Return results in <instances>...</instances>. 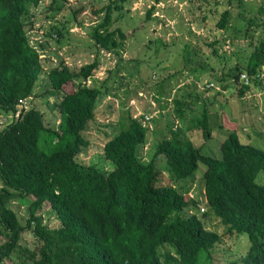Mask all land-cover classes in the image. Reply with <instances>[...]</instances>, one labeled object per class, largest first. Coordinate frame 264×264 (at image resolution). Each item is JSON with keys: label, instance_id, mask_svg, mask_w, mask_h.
<instances>
[{"label": "trees", "instance_id": "16d2710c", "mask_svg": "<svg viewBox=\"0 0 264 264\" xmlns=\"http://www.w3.org/2000/svg\"><path fill=\"white\" fill-rule=\"evenodd\" d=\"M119 1L100 8L105 14L92 36L89 48L95 56L91 61L72 70L60 60L47 71L49 87L43 96H53L55 109L49 123L39 109L19 104L32 96L42 71L24 22L29 7L37 6L40 0H0V111L12 114L10 123L0 129V264H215L211 254L216 244L225 236L236 241L242 234L249 240L247 251L224 264H264V150L240 140L236 131L221 137L218 157L204 154L191 138L177 144L165 137L156 143L151 159L144 162L138 151L152 127L141 120L149 114L144 113L140 120L129 114L127 126L102 147L105 159L114 165L111 171L79 160L88 146L85 132L95 118L96 103L102 92H108L86 86L81 80L86 81L98 69L100 50L122 56L127 35L120 27L109 26L111 9L122 8L124 0ZM227 1L228 5L241 3ZM153 10V5L147 9V19ZM231 17L230 9H224L217 28H231L235 36L244 30L242 36H246L255 26L248 19L244 26H238V17ZM56 29L57 36H62L63 31ZM215 44H208L214 54ZM161 45L158 40L156 48ZM197 52H192L194 63ZM245 59L244 68H231L238 70L237 83L226 80L234 71L217 79L222 89L235 90L238 97L249 91L250 85L264 87V33ZM184 62L191 63V58ZM202 65L203 72L211 74L213 66ZM164 82L166 79L160 81L155 96H165ZM170 91L169 85L167 96ZM222 94L217 91L215 95ZM204 100L212 103L209 98ZM57 118L59 124L54 127L51 123ZM216 119L204 106L195 119L203 138L210 139L214 127L222 128ZM172 125L166 127L169 133ZM158 156L165 158L176 181L194 177L198 165L203 164V200L159 179L155 166ZM223 169L242 176L238 198L228 192ZM3 198H16L27 205V216L19 217ZM201 202L206 205L201 216L217 219L222 233L204 226L197 215ZM44 207L50 209L56 225L42 223L39 214ZM26 231L33 235V247L19 243Z\"/></svg>", "mask_w": 264, "mask_h": 264}, {"label": "rangeland", "instance_id": "374dc122", "mask_svg": "<svg viewBox=\"0 0 264 264\" xmlns=\"http://www.w3.org/2000/svg\"><path fill=\"white\" fill-rule=\"evenodd\" d=\"M112 1L40 0L37 6L29 7L24 17L26 35L39 53L42 71L33 87L32 96L22 104L25 109L34 106L43 113L45 122L54 119V98L43 96L49 87L47 71L60 60L72 70L92 60L95 56L89 48L93 43L92 36L105 14L100 8ZM152 5L154 10L147 19V9ZM224 9H230L231 18L238 17L237 14L244 16L242 19L236 18V25L244 26L248 19L255 26L249 28L246 36H242L244 30L239 31L237 36L231 32V28H228L229 31L220 30L216 22ZM109 24L111 29L120 27L127 38L121 57L100 50L98 69L86 81L81 80L86 86L108 91L102 92L95 106V118L87 125L85 138L88 146L79 154L81 162L95 164L104 172L111 171L114 165L105 159L102 152L105 141L127 126L129 114L140 120L144 113L151 118L141 122L152 127L147 142L138 151L144 162L151 159L156 143L165 137L173 138L177 144L191 138L204 154L218 157L221 137L236 131L240 140L264 150V87L259 89L250 85L249 91L238 97L234 95L235 90L222 89V83L217 80L222 73L234 71V75L231 74L226 80L237 83L238 70L231 68L236 65L244 68L245 57L263 37L264 0H241L239 5L236 2L228 5L227 0H124L121 10L111 9ZM56 28L63 31L62 36H57ZM158 40L163 42L159 50V47L156 48ZM213 41H216V54L208 45ZM194 49L198 51L195 63L192 61ZM188 56L192 64L184 62ZM203 63L213 66L211 74L203 72ZM162 79H166L162 86L165 96L169 85L171 88L167 97L154 94ZM217 91L223 94L217 96ZM204 98H209L212 103L208 104L209 101ZM206 105L209 115L216 116V121L222 125V128H213L210 139L203 138L195 120ZM11 119V113L0 111V129ZM169 123H174L171 133L166 128L170 126ZM51 124L57 127L59 119ZM155 166L158 178L163 182L203 200V164L198 165L194 177L179 181L171 177L163 156L156 158ZM222 177L229 184L228 192L238 198L242 176L223 169ZM259 178L262 179V175ZM3 201L19 217L27 216V205L20 204L16 198H3ZM198 207L197 215L203 219L204 226L222 233L217 219L201 216L202 208L206 211L204 202L199 203ZM39 216L43 224H57L47 207ZM19 243L33 247V235L24 232ZM248 247L246 234L239 235L236 241L225 236L212 250V259L215 264H224L245 253Z\"/></svg>", "mask_w": 264, "mask_h": 264}, {"label": "built area", "instance_id": "2783aa9c", "mask_svg": "<svg viewBox=\"0 0 264 264\" xmlns=\"http://www.w3.org/2000/svg\"><path fill=\"white\" fill-rule=\"evenodd\" d=\"M244 77H245V75H242V78H244ZM20 103L23 104V101L19 100V104ZM149 118H150L149 116H144V119L143 120H145V122H146ZM202 210H204V209L202 208Z\"/></svg>", "mask_w": 264, "mask_h": 264}, {"label": "water", "instance_id": "95a60500", "mask_svg": "<svg viewBox=\"0 0 264 264\" xmlns=\"http://www.w3.org/2000/svg\"><path fill=\"white\" fill-rule=\"evenodd\" d=\"M17 108H18V109H21V108H22V106H18Z\"/></svg>", "mask_w": 264, "mask_h": 264}, {"label": "clouds", "instance_id": "9594fccd", "mask_svg": "<svg viewBox=\"0 0 264 264\" xmlns=\"http://www.w3.org/2000/svg\"><path fill=\"white\" fill-rule=\"evenodd\" d=\"M19 106H21V105H19Z\"/></svg>", "mask_w": 264, "mask_h": 264}]
</instances>
